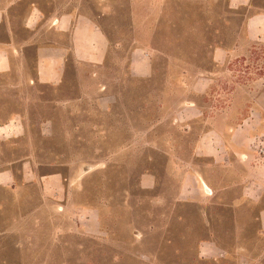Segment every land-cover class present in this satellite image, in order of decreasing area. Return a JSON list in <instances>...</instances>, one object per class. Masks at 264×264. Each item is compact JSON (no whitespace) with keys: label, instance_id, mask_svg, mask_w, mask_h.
Masks as SVG:
<instances>
[{"label":"crops","instance_id":"1","mask_svg":"<svg viewBox=\"0 0 264 264\" xmlns=\"http://www.w3.org/2000/svg\"><path fill=\"white\" fill-rule=\"evenodd\" d=\"M203 1L0 0V264H11L12 251L23 250L22 233L12 230L11 222L26 216L38 221L36 212L44 206L51 219L60 213L62 218H68L77 209L81 233L97 219L95 209L70 202L60 172L35 165L26 151L13 150L17 155L6 157L5 147L19 148L18 143L28 140L27 125L35 127L38 140H45L42 136H47L48 131L55 134V127L63 121L75 126L81 122L74 120L82 119L83 124L94 126L96 120L107 118L108 110L117 109L113 107L116 92L106 82L113 65L122 67L120 78L137 87L154 81L161 61L162 77L191 76L194 80L189 92L206 93L209 76L214 72L203 68L201 61L191 60L196 70L191 75L187 71L191 61L175 57L154 41L162 28V38L170 42L177 30L176 17L201 15L197 4ZM263 4L262 0H226L227 12L244 8L249 13L243 23V42H264ZM214 10L217 14L218 7ZM180 22L181 18L182 29ZM229 57L228 51L214 46L208 51L206 65L218 69ZM177 65L182 68L175 71ZM43 93L74 96L44 103L37 96L20 97ZM180 113L186 114V120L175 119L173 125L192 127L194 144L190 160L183 162L185 171L173 164L169 167L171 175L177 176L173 198L180 204L195 205L212 223L211 238L200 241L197 257L210 256L226 264L231 259L238 264L248 256L249 264H259L264 254V153L247 149L246 144L257 135L247 139L237 134L254 124L249 118L241 120L243 124L248 122L244 129L243 124L227 117L202 119L192 103H186ZM180 135L188 138L192 133ZM138 184L152 186L153 177L143 175ZM31 188L37 191V207L33 213L12 219L11 193L21 194ZM57 232L51 231L52 239Z\"/></svg>","mask_w":264,"mask_h":264},{"label":"rangeland","instance_id":"2","mask_svg":"<svg viewBox=\"0 0 264 264\" xmlns=\"http://www.w3.org/2000/svg\"><path fill=\"white\" fill-rule=\"evenodd\" d=\"M197 5L202 9H198L201 15L176 17L177 30L170 42L162 38V28L154 41L175 57L187 58V62L201 61L203 68L214 72L209 76L206 93L189 92L194 80L191 76L162 77L161 61L154 81L137 87L120 78L122 67L113 65L106 82L116 92L113 107L117 109L108 110L107 118L96 120L94 126L83 124L82 119H75L74 122H81L75 126L63 121L55 127V134L48 131L47 136H42L45 140H38L35 127L27 125L28 140L18 143L19 148L5 147L6 157L17 155L13 150L26 151L35 165L60 172L70 202L95 209L97 216L85 233L79 230L82 224L77 209L68 218H62L60 213L51 219L44 206L36 212L38 221L27 216L12 221V230L22 233L23 250L12 251L11 264H226L210 256L197 257L200 241L211 238L212 223L195 205L180 204L173 198L177 176L171 175L169 167L173 164L185 171L183 162L190 160L194 144L193 128H180L173 123L175 119L186 120V114L180 113L186 103L196 105L202 119L227 117L243 124L241 120L249 118L254 125L237 134L247 139L257 135L246 146L263 155L264 42L242 41L243 23L249 14L244 8L227 12L226 0H204ZM189 28L192 31L188 32ZM214 46L230 53L228 62L218 69L206 65L208 51ZM194 63L191 61L187 70L191 75L196 73ZM179 68L182 67L177 65L174 70ZM26 96H37L44 103L74 95H20ZM30 116L33 119V114ZM247 124H243L244 129ZM181 133L192 135L181 138ZM143 175L152 176L154 184L140 186L138 181ZM17 178L20 181L19 175ZM37 197L35 188L11 193L12 219L33 213ZM53 230H58L54 239ZM263 247L264 239L262 250ZM249 258L246 256L238 264H249ZM261 260L259 264H264V254ZM230 261L229 264H237Z\"/></svg>","mask_w":264,"mask_h":264},{"label":"built area","instance_id":"3","mask_svg":"<svg viewBox=\"0 0 264 264\" xmlns=\"http://www.w3.org/2000/svg\"><path fill=\"white\" fill-rule=\"evenodd\" d=\"M206 193H208V195H211L212 194V192H211V190H206Z\"/></svg>","mask_w":264,"mask_h":264},{"label":"bare ground","instance_id":"4","mask_svg":"<svg viewBox=\"0 0 264 264\" xmlns=\"http://www.w3.org/2000/svg\"><path fill=\"white\" fill-rule=\"evenodd\" d=\"M202 186L205 188V190H207V191L210 190V189H208L205 185L202 184Z\"/></svg>","mask_w":264,"mask_h":264}]
</instances>
